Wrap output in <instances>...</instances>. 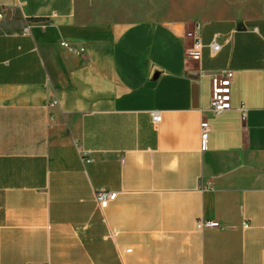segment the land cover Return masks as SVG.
Listing matches in <instances>:
<instances>
[{
	"label": "crops",
	"instance_id": "crops-1",
	"mask_svg": "<svg viewBox=\"0 0 264 264\" xmlns=\"http://www.w3.org/2000/svg\"><path fill=\"white\" fill-rule=\"evenodd\" d=\"M84 1L0 0V264H264V0L132 19Z\"/></svg>",
	"mask_w": 264,
	"mask_h": 264
},
{
	"label": "built area",
	"instance_id": "built-area-1",
	"mask_svg": "<svg viewBox=\"0 0 264 264\" xmlns=\"http://www.w3.org/2000/svg\"><path fill=\"white\" fill-rule=\"evenodd\" d=\"M3 14L0 12V17H2ZM200 25L196 24L192 30V32L189 33V35L193 36V43L192 47L190 49V55L196 59H199L202 55V47L203 44L199 38L200 33ZM217 35L213 39V41L210 43V47L213 52L217 53L221 49V45L216 41ZM231 93H232V78L229 75V73H223V74H215L212 77V97L210 102V108L214 113H223L224 111H227L232 108L231 104ZM55 104H58V100H52L49 105L53 106ZM242 116L243 118L246 117V108L241 107ZM152 119L155 123L159 122L161 120V114L160 112H152ZM210 130L209 123L206 120H203L201 122V137L203 141V148H206V140L208 137V133ZM96 199L99 202V205L101 208H104L107 206L109 201L114 200L117 197L116 191H110L105 188H98L95 191ZM219 226V222L216 220H210L205 218H200L196 222V228L199 230H205L207 228H213ZM244 226L247 227L248 224L244 223Z\"/></svg>",
	"mask_w": 264,
	"mask_h": 264
},
{
	"label": "rangeland",
	"instance_id": "rangeland-1",
	"mask_svg": "<svg viewBox=\"0 0 264 264\" xmlns=\"http://www.w3.org/2000/svg\"><path fill=\"white\" fill-rule=\"evenodd\" d=\"M209 1L206 0V3ZM188 2L191 6L195 5L194 0L193 3L191 0H85L84 5L88 6V10L97 12L99 17L111 13L114 15L125 13L132 19L138 13H145L146 16L184 14L188 11L186 10ZM200 8L202 4L191 10V14H195Z\"/></svg>",
	"mask_w": 264,
	"mask_h": 264
}]
</instances>
